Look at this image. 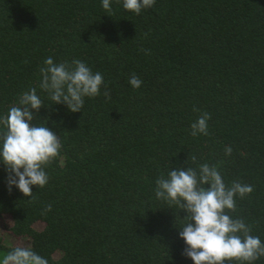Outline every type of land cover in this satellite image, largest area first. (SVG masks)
<instances>
[{
    "label": "trees",
    "instance_id": "obj_1",
    "mask_svg": "<svg viewBox=\"0 0 264 264\" xmlns=\"http://www.w3.org/2000/svg\"><path fill=\"white\" fill-rule=\"evenodd\" d=\"M110 7L0 0V116L35 87L44 107L32 123L62 145L31 197L8 191L0 163V259L16 247L4 242L10 236L48 264H193L179 237L186 213L157 199L155 182L202 164L216 166L228 187L253 186L227 214L264 243V0H155L140 14L122 0ZM49 57L102 74L100 95L85 97L81 112L39 87ZM205 112L208 135L192 136Z\"/></svg>",
    "mask_w": 264,
    "mask_h": 264
},
{
    "label": "clouds",
    "instance_id": "obj_2",
    "mask_svg": "<svg viewBox=\"0 0 264 264\" xmlns=\"http://www.w3.org/2000/svg\"><path fill=\"white\" fill-rule=\"evenodd\" d=\"M123 8L140 14L149 9L155 0H122ZM102 7L111 12L110 0H102ZM147 54V53H146ZM39 87L48 93L53 104H64L71 112H81L85 97L100 95L104 83L99 72H93L84 62L73 59L71 63H54L51 57L39 69ZM129 84L139 88L142 81L132 74ZM104 96L110 98L109 92ZM44 107L36 88L23 92L18 103L11 106L7 114L0 116V163L8 172L7 187L14 185L25 197L32 196L31 186L44 187L48 183L45 166L50 164L61 150L59 136L45 125H34L33 110ZM209 113H201L191 124V135H208ZM232 148H225L231 155ZM195 162L196 157L193 156ZM22 169V171H21ZM155 196L175 204L183 210L185 225L179 230L186 248L182 255L193 264H225V261H253L264 256V243L251 235V228L242 219H233L227 211L236 210L235 197L244 198L252 193L253 186L233 181L226 186L216 166L202 164L199 171L193 168H175L165 177L156 180ZM51 204L44 213L51 211ZM42 213V214H44ZM0 264H48V261L29 246H16L7 252Z\"/></svg>",
    "mask_w": 264,
    "mask_h": 264
},
{
    "label": "rangeland",
    "instance_id": "obj_3",
    "mask_svg": "<svg viewBox=\"0 0 264 264\" xmlns=\"http://www.w3.org/2000/svg\"><path fill=\"white\" fill-rule=\"evenodd\" d=\"M4 242L7 245H13V246H19V245L20 246H25L27 244V241L26 240H21V239L18 240V239H15L13 237H10V236H5Z\"/></svg>",
    "mask_w": 264,
    "mask_h": 264
}]
</instances>
